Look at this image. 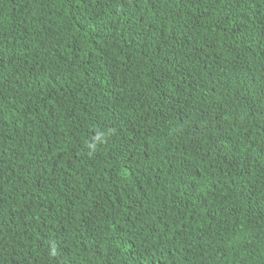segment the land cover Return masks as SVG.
<instances>
[{"label": "trees", "instance_id": "16d2710c", "mask_svg": "<svg viewBox=\"0 0 264 264\" xmlns=\"http://www.w3.org/2000/svg\"><path fill=\"white\" fill-rule=\"evenodd\" d=\"M0 264H264V0H0Z\"/></svg>", "mask_w": 264, "mask_h": 264}]
</instances>
